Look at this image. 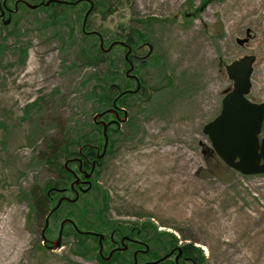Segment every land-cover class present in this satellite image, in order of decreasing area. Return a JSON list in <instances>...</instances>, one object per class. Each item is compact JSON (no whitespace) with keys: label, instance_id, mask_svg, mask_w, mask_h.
Masks as SVG:
<instances>
[{"label":"rangeland","instance_id":"obj_1","mask_svg":"<svg viewBox=\"0 0 264 264\" xmlns=\"http://www.w3.org/2000/svg\"><path fill=\"white\" fill-rule=\"evenodd\" d=\"M73 1L22 6L9 26L0 21V264H103L98 240L70 226L61 248H49L68 218L84 232H150L154 248L194 244L202 264H264V175L224 170L204 134L233 86L232 62L256 57L249 99L264 103V0H92L88 31L105 38V49L130 34L153 46L134 72L149 98L122 100L131 125L110 143L92 190L50 219L44 245L31 193L60 176L41 155L53 140L77 152L85 134L103 131L92 124L104 109V77L120 92L136 86L123 48L94 65L100 42L83 33L89 5Z\"/></svg>","mask_w":264,"mask_h":264},{"label":"water","instance_id":"obj_2","mask_svg":"<svg viewBox=\"0 0 264 264\" xmlns=\"http://www.w3.org/2000/svg\"><path fill=\"white\" fill-rule=\"evenodd\" d=\"M58 2V0H49L48 2L41 3V6L49 7L51 4ZM16 3V8L18 4ZM25 6L30 10H35L39 5H32L25 3ZM94 8V4L91 5L90 10L87 12L85 17V22L88 15ZM249 36V32L247 33ZM248 39L241 41L244 44ZM115 44L123 45V43H114L106 51L109 52ZM102 49H104L103 43L101 44ZM151 52L147 57L152 54ZM256 62V57L252 55H247L239 60L232 62L226 66V72L229 79L233 82V86L229 92L224 96L222 102V110L219 116L206 124L204 128V134L208 136L212 148L217 154V156L222 160V162L230 169L238 172L239 174L251 177L264 175V138L261 139L260 135L264 123V103H257L251 101L248 96L252 89V75L254 72V64ZM134 70L132 65L131 69L127 72V77ZM137 82V88L134 91H125L119 97L121 98L126 94H137L141 90V83L139 79L135 76L132 77ZM117 99V100H118ZM117 100L114 102L113 109H109L107 112L102 114H97L93 118L94 124L103 127V135L105 139V144L102 154L99 155L98 159L101 160L107 153V148L109 144L108 128L112 123L125 124L128 121V113L124 111V118L119 117V109L117 107ZM106 114H113L117 119L113 122L106 123L104 121H99ZM71 160L65 163L66 168H69ZM95 164H93L92 172L90 174L85 173L86 178H90L94 171ZM81 183L80 179L76 176V181L71 185V188L75 190V186ZM87 184H90L87 182ZM91 189V184L84 193ZM79 199V194L76 192V197L74 199L61 198L57 206L52 210L51 213L56 211L61 204L65 201L70 203H76ZM66 224H73L71 220H64L60 227L59 237L56 241H52V249L57 250L62 246V236L63 230ZM49 226V218L46 220V226L43 230V242L47 246L48 240L46 238V229ZM78 233L83 234L77 227H75ZM87 234H91L87 232ZM99 236V243L101 246V254L103 250V235L93 234ZM113 252L110 253L109 257L106 258L107 261L111 259ZM156 262L155 264H158Z\"/></svg>","mask_w":264,"mask_h":264},{"label":"flooded vegetation","instance_id":"obj_3","mask_svg":"<svg viewBox=\"0 0 264 264\" xmlns=\"http://www.w3.org/2000/svg\"><path fill=\"white\" fill-rule=\"evenodd\" d=\"M19 1L20 3L18 4V7L16 8V3ZM81 1L89 5L88 11L90 10L91 5L94 4L92 0H81ZM25 3L26 2H24V0H16L14 3H13V0H0V21H2L6 26H9L12 23L13 18L20 12L21 7L25 6ZM76 4L78 3L73 0H58V2L51 4L48 8L58 7V8L64 9V8L74 7ZM94 10H95V4H94V8L92 11ZM92 11L88 15L86 22L84 18L83 33L87 37L96 36L100 42V45L103 43L105 47L106 40L98 31L96 30L88 31V23H89L88 21L92 17ZM86 15H87V12H86ZM119 38L121 40L113 41L111 45L114 43H123V45L115 44L109 52H107L106 50L109 49L111 45L107 49H102V47L101 49L104 51L105 54H109L116 47L123 48L125 51L124 58L126 61V64H125L126 76H127V72L131 69L132 65L134 66L133 72L130 73V76L128 77L131 79V76L134 75V72L137 69V63H142V62L147 61V56L151 52L152 45L147 42H144L141 45H138L137 41L131 37V34L130 36L121 35ZM144 50H147L146 54L143 53ZM152 54H153V50H152ZM111 116L113 118L105 122H111L117 119L115 115H111ZM119 117L120 118L124 117L123 111H119ZM99 121H104V117L102 119H99ZM114 126H116V128L120 131V128H121L120 125L114 124ZM101 128L103 129V127ZM102 137H103V140H105L103 132H102ZM104 144H105V141H104ZM104 144L101 147L99 144L87 142L78 149L77 153H75L76 155H74L73 158L68 159V160L73 161L72 162L73 164H76V167H73V168H76V170L73 169V171L77 173L76 175L80 178V181H81V183L79 185H76V188H75L79 196L84 194L83 191L89 187L90 184H87V182L91 183V185L93 186L92 181L94 178V174L90 176V178H86L85 173L86 172L87 174L91 173L93 164L95 163L96 165L94 168V172H96L98 169H101L103 167V162L108 154V150H107V154L105 155V157H103L101 160H99L98 157L103 152ZM71 175H72L73 181H75L76 176L74 175V173H71ZM58 192H59L60 198L67 197V198L72 199L76 195L75 191L68 192L66 189L59 190ZM87 232L91 234L86 235V232H83L84 234H81V235L90 236L91 238L97 239L98 244H99V236H96L93 234L104 236L102 240L103 242V257L102 258H104V260L109 256L110 253L113 252V256L110 259V261L113 258H115L116 260H118V264H155L156 262H159L158 264H195L192 260V257L186 253L187 245L178 246V245H175L176 242L174 241L171 244H169L166 249H164L166 247L165 245H162L161 248L155 247L156 248L155 249L154 248L155 245L152 244L154 237L151 238L150 232H147L145 234L143 231H141V229L132 228V227H129L128 225H125L124 228L114 229L110 233H100V232H95V231H87ZM63 238H64V232H63Z\"/></svg>","mask_w":264,"mask_h":264},{"label":"trees","instance_id":"obj_4","mask_svg":"<svg viewBox=\"0 0 264 264\" xmlns=\"http://www.w3.org/2000/svg\"><path fill=\"white\" fill-rule=\"evenodd\" d=\"M91 38L94 39L96 42H99V40H98V38L96 36H91ZM97 53H98V57L95 59L97 64H94V65H100L104 61L103 57L106 56V54L101 50V48L97 49ZM99 56H102V59H99ZM147 62H148V60H147ZM147 62H143V64H146ZM104 79H105V77L103 78V82H102L103 84H99V85L103 86V89L100 91L101 93H103L102 98H101L102 99L101 105L103 106L104 109L102 111H104V110L106 111V110L112 108L114 100L117 99L118 96L124 92V91L120 92V87L118 85L111 86V85H109V83H112V82L111 81L110 82L104 81ZM139 79H140V81L142 83V90L138 94H140L142 91H144L143 94L148 99L149 98V94L147 92H145V89H146L145 85L146 84L143 81L142 77H139ZM135 88H136V86L134 87V90H135ZM116 93H118V95H117L116 98H114ZM138 94L123 95L120 99H118L117 105L121 106L122 100H124L126 97H129V96L130 97H132V96L134 97V96H137ZM148 101L150 102V100H148ZM107 117H111L112 118V116L106 115L104 117V119H106ZM92 125H93V127L96 130L98 129V130L101 131V129H102L101 127H98L95 124H92ZM127 125L130 126L131 123H128ZM263 131H264V125H263ZM98 134L99 135H97L95 133L85 134L86 136H85V138L83 140L86 143L90 142V143H94V144H99L102 147L103 144H104V140H103V137H102V131L98 132ZM117 134H119V130L116 128V126L111 125L110 128H109V131H108V135H109V138H110V143H112L114 141V139L116 140V138L118 136ZM80 139H81V136L77 137L75 142H77ZM110 147H111V144H110ZM69 148H71L70 144L67 143L65 146H60V144H59V142L57 140H53V142L50 143V145L48 146L47 153L41 155L42 156V160H44L46 165H48L52 169H54V171H56L59 174V176H60V179H58L57 181L54 182L55 185H53V183L50 182L49 184H46L41 189V191H38V190L34 189L33 192L31 193V199L33 201V210H34L35 214L41 220L43 219V223H42L43 224V228L46 225V219L49 216L51 210L56 206V204L58 202V201H56V196L57 195L59 196L58 200L60 198V195H59L58 191L62 190V189L63 190L67 189V191H70V188L67 187V183L70 181V179H72V175L65 168L64 162L66 160H68L69 158H73V156L76 155L75 153H77V152L76 151L72 152ZM211 151H212L213 154L216 155L218 162L220 161L221 163H223L221 161V159L217 156V154L214 152V150L211 149ZM62 158L65 160L63 163H62ZM223 166H225V168H226L224 170L229 172L230 169L224 163H223ZM73 167H76V164H73V163L70 164V168H73ZM75 170H76V168H75ZM95 173L96 172H94V177H95ZM47 189L49 191L47 193H45V191ZM81 197H80V199H81ZM80 199H79V201H80ZM90 210H91V212H95L96 211L94 206H91ZM58 211H56L52 215H50L49 220L51 218H53L54 216H56ZM69 226L74 229V227L72 225L67 224L65 226V230ZM48 229H49V227L46 230V234H47ZM65 230H64V236L66 234ZM73 231H74V233L77 236L79 235L80 237L91 238L90 236H83V235L78 234L75 231V229ZM98 249L100 250V246L99 245H98ZM186 253L189 256L192 257V260H193V262L195 264H202L203 263V258L201 256L202 252L198 248H196L194 244H190V245L186 246ZM98 257H99L100 261L103 264H112V262L114 260H116L115 258H113L111 261L106 262L104 260V258H102L100 252H98Z\"/></svg>","mask_w":264,"mask_h":264},{"label":"bare ground","instance_id":"obj_5","mask_svg":"<svg viewBox=\"0 0 264 264\" xmlns=\"http://www.w3.org/2000/svg\"><path fill=\"white\" fill-rule=\"evenodd\" d=\"M9 243H7V245H10L11 246V244H12V241H10V240H8V239H6Z\"/></svg>","mask_w":264,"mask_h":264}]
</instances>
